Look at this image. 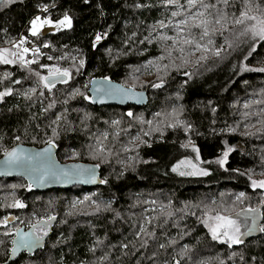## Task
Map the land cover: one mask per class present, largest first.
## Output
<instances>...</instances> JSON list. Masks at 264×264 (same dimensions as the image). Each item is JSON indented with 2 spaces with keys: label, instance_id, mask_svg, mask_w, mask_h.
Segmentation results:
<instances>
[{
  "label": "trees",
  "instance_id": "obj_1",
  "mask_svg": "<svg viewBox=\"0 0 264 264\" xmlns=\"http://www.w3.org/2000/svg\"><path fill=\"white\" fill-rule=\"evenodd\" d=\"M202 3L209 7L200 0L0 4V50L14 61L0 63V92L12 91L0 101V157L16 144L54 143L60 162L96 163L107 181L39 192L21 177L0 178V264H264V189L252 186L264 181V40L241 35L245 26L234 24L247 0ZM41 6L53 22L68 14L72 27L31 36ZM178 13L189 26L177 24ZM249 14H264V0H253ZM21 37L40 49L27 66L20 56L30 51L14 47ZM149 64L158 72L145 82L139 77ZM56 69L70 77L49 91L40 76ZM219 69L223 75L208 82ZM94 77L144 89L148 103L93 105ZM229 147L221 167L215 161ZM186 157L209 175L170 170ZM85 192L89 197L76 205ZM15 201L25 207H12ZM256 208L260 221L242 244L213 240L203 223L209 214ZM9 215L15 221L5 224ZM40 224L49 228L40 246L13 254V232Z\"/></svg>",
  "mask_w": 264,
  "mask_h": 264
},
{
  "label": "water",
  "instance_id": "obj_2",
  "mask_svg": "<svg viewBox=\"0 0 264 264\" xmlns=\"http://www.w3.org/2000/svg\"><path fill=\"white\" fill-rule=\"evenodd\" d=\"M52 79L56 84L61 82V79L66 80V77H52ZM88 95L90 103L98 106H144L148 103L146 90L125 86L107 77L92 78L89 82ZM46 149L49 151L45 152ZM13 150H16L21 161L17 165H7L4 163L7 159L6 153ZM56 153L57 148L54 143H47L41 147L27 144L13 145L0 157V178L21 177L33 190L39 192L66 189L74 185L96 187L101 184L98 164L84 161L60 162ZM5 220L7 224H11L15 221V216L9 215Z\"/></svg>",
  "mask_w": 264,
  "mask_h": 264
},
{
  "label": "snow or ice",
  "instance_id": "obj_3",
  "mask_svg": "<svg viewBox=\"0 0 264 264\" xmlns=\"http://www.w3.org/2000/svg\"><path fill=\"white\" fill-rule=\"evenodd\" d=\"M17 0H0V3H3L5 6L15 4ZM88 0H85V3H87ZM189 5L195 6L197 3V0H187ZM201 4L203 7L207 8L209 7L208 5H203L202 0H200ZM229 0H223V3L227 4ZM169 4L176 3V0H168ZM252 4L253 0H247L246 3V10L240 13V16L235 18L234 24L236 25H246V21H252L250 26L246 25L243 32L241 35H246L247 33H251L252 38L256 39L259 38L260 40H264V14H261L259 16L257 15H250L249 13L252 10ZM136 7H143L144 5L141 4H136ZM214 7V6H213ZM47 7L43 9V11H47ZM259 11V9H257ZM173 15H176V13H173ZM224 17L222 16L220 19L216 20V23H220L221 19ZM202 23L207 24V21H203ZM53 26L56 27L57 30L60 29H70L72 27V18L68 15L65 14L62 19L59 21L53 23L51 19L48 18H41L39 15H37L34 19L31 20L30 22V34L33 37H39L42 34V30L45 28V26ZM199 27V25H196ZM204 35H208L207 28H205ZM26 39V38H25ZM102 37L100 35H97L95 38V42L98 43ZM25 41L22 39L21 44H23ZM14 47L19 48L20 45H14ZM44 47H49L48 44H45ZM199 47V46H198ZM254 50V49H253ZM8 50H0V63L3 64H11L14 61L9 59L6 55H4V52ZM23 53H28L29 51L39 53L40 49L35 48V49H29V48H23L22 49ZM217 56H219V51L215 53ZM12 56H17V53L13 52L11 53ZM203 58V57H202ZM20 59L23 60V56H20ZM49 59H52V57H49ZM30 63H35V61H26L24 66H27V64ZM83 65V61H81V66ZM247 70V69H246ZM260 71H264V69H260ZM37 76H40L39 73H36ZM52 77H70V73L67 70L60 71L59 69H56L51 73L50 76H40V80L43 81L44 87L51 91L53 87H55V80L52 79ZM61 82L67 83V80L61 79ZM16 83H19V81H16ZM161 85L157 84L154 85V87H160ZM35 92V89L32 90ZM12 94L11 90H6L3 92H0V101L4 99V97L9 96ZM43 95V93H41ZM30 98V97H29ZM51 106V105H50ZM129 116L132 115L131 112L128 113ZM187 147V145H184ZM194 151L197 152V159H199V149H196L195 147L193 148ZM49 149H46L45 152H48ZM233 149L229 147L226 151L223 152V155L221 158L217 159L215 162L218 163L221 167H223L227 163V158L229 156V153L232 152ZM7 159L5 160V164L7 165H17L21 161V157L17 155L16 150H13L10 153H6ZM181 163H184L183 161ZM189 164H191V161H188ZM193 168H196V165H192ZM172 171H177V168L174 167ZM67 174V173H65ZM180 175H209V172L204 169H196V171L193 172H180ZM94 179V176H93ZM106 180H101L100 183H106ZM252 186L254 188L259 187L264 189V181H253ZM244 196V193H241L238 197L237 200H241ZM12 207H18V208H23L25 205L20 202V201H15ZM248 212L255 213L257 210L256 209H248ZM237 217L241 215V213L236 214ZM49 219H55V217H50ZM215 221L214 224L209 225L210 230H211V235L213 240H221L222 242H226L229 244V247H231L233 244H242L244 243V240L242 237L248 235L251 231H253V228H249L247 231L242 232L241 231V224L238 223L237 219L232 218L231 216H226V215H221L217 214L214 217H211ZM5 224H7V221H4ZM205 223H207L205 221ZM253 224H255V220H253ZM143 231V229H141ZM259 231L264 232V227H260ZM19 233V230H17ZM6 235L8 233H5ZM44 235H47V232L44 233ZM30 234H20V239L19 241H14V243H17V247L12 249V253L16 254L19 250L21 249H28L31 250L32 248L39 247V241L41 238H28ZM226 238V239H223ZM163 247V245H161Z\"/></svg>",
  "mask_w": 264,
  "mask_h": 264
},
{
  "label": "rangeland",
  "instance_id": "obj_4",
  "mask_svg": "<svg viewBox=\"0 0 264 264\" xmlns=\"http://www.w3.org/2000/svg\"><path fill=\"white\" fill-rule=\"evenodd\" d=\"M177 8V7H176ZM176 10L177 9H175V11L173 12V13H176L177 14V12H176ZM173 15V14H172ZM178 15H180L179 13H178ZM40 16V15H39ZM41 17V16H40ZM173 17H174V15H173ZM180 17H181V15H180ZM42 19H43V17H41ZM34 19V18H33ZM57 22V21H56ZM54 24H55V22H53ZM183 24V25H185V26H189V20H188V17L186 16V19H184L183 20V18L181 17L178 21H177V24L178 25H180V24ZM254 23V22H253ZM246 25H248V23H246ZM246 25H244V26H246ZM250 26V25H249ZM54 30H57V28L56 27H53V26H45V28L42 30V32L43 31H54ZM24 40L25 42L23 43V44H21L20 42H21V40ZM18 45H20V47H22V49L23 48H28V43H27V41L23 38V37H21L20 39H19V43H18ZM202 48H201V52L203 53V52H205L206 50H207V47H205V46H201ZM198 52L199 51H194L193 52V54H192V56L190 57V59H194L195 58V56H197L198 55ZM22 54H24L23 53V51H22ZM27 55V54H26ZM172 55H174V54H172ZM29 56L30 57H32V51L30 52V54H29ZM174 57L176 58V63L178 64V63H181L183 60H181V59H183L182 57H176L175 55H174ZM31 59V58H30ZM30 61V60H29ZM23 62L25 63V61H24V59H23ZM150 65V64H149ZM216 70H214V72H215ZM158 72V68L157 67H153V66H151L150 65V67L149 66H145L144 68H143V70H142V72L140 73V80H142V81H150V80H152L155 76H156V73ZM223 72H224V69H219L217 72H216V77H210V76H207L206 77V79L209 77V79H208V82L209 81H213L214 79H218V78H220L222 75H223ZM228 148H226V150H227ZM225 150V151H226ZM71 161H74V160H71ZM184 162V163H181V162ZM181 162H180V164H178V163H175V164H173V165H171L169 168H170V170H172L174 167H176L177 168V171H175V174H177L178 176H180V172H185V173H188V172H193V171H196V169L198 168V169H202L201 167H199V165L197 164V162H196V159H194L193 157H186L185 159H183ZM188 161H191V164H189L188 163ZM192 165H196V168H193L192 167ZM205 170V169H204ZM187 176V175H186ZM194 176H200V175H194ZM260 178H262V177H260ZM259 181H263L262 179H260ZM259 181H257V182H259ZM89 197V193L88 192H85V193H83V195H78V196H76L75 197V199L76 198H78V199H80V203H81V201L82 200H84V199H87ZM75 199H74V203H75ZM76 205H80V204H77V203H75ZM256 212L255 213H251V212H248L247 210L246 211H243V212H241V215L239 216V217H237V215L235 216V215H231V217L232 218H234V219H237V221H238V223H240L241 224V231L242 232H245V231H247L249 228H255V226L259 223V221H260V210H259V208H256ZM217 214H214V215H212V214H209V215H207L204 219H203V223H204V225L207 227V229L209 230V232H210V234H211V230H210V227H209V225H211V224H214L215 223V221L213 220V219H211V217H214V216H216ZM253 220H255V224H253ZM205 221L207 222V223H205ZM21 226V225H20ZM46 228L47 227H45V226H40V227H38L37 228V230H36V234H37V237L39 238V237H41V234H44L45 233V230H46ZM255 232V229L253 230V231H251L250 232V234H252V233H254ZM14 233L15 232H13V235H14ZM13 235H12V237H13ZM249 235V234H248ZM248 235H246V236H248ZM212 236V235H211ZM246 236H244V237H242V239H244ZM223 239H226V238H223ZM216 241H218V242H222L221 240H216ZM223 243H226V242H223ZM228 244V243H227Z\"/></svg>",
  "mask_w": 264,
  "mask_h": 264
},
{
  "label": "flooded vegetation",
  "instance_id": "obj_5",
  "mask_svg": "<svg viewBox=\"0 0 264 264\" xmlns=\"http://www.w3.org/2000/svg\"><path fill=\"white\" fill-rule=\"evenodd\" d=\"M40 226L47 227L45 224H40V225H38L36 227H29V228H27V227L24 226V228H19L18 229L19 230V233L17 231H15V233H14V235L12 237V239H13V241H12L13 246H17V243H14V241H17V242L19 241L20 234H30V236L28 238H38L37 237V234H36V230ZM50 229H51V227H50ZM48 230H49V228L47 227L46 230H45V232L48 233ZM44 236H45L44 234H41V237H39V238H41L40 241H39V243L42 242V240L44 239Z\"/></svg>",
  "mask_w": 264,
  "mask_h": 264
},
{
  "label": "built area",
  "instance_id": "obj_6",
  "mask_svg": "<svg viewBox=\"0 0 264 264\" xmlns=\"http://www.w3.org/2000/svg\"><path fill=\"white\" fill-rule=\"evenodd\" d=\"M43 9H44V7L41 6V7H40L39 15H40L41 17H43V18H47V14L45 13V11H43ZM44 13H45V14H44ZM28 48H29V49H35V43H33V42H29V43H28ZM30 52H31V51H30ZM30 58H31V57L29 56V54H27V55L24 56V61H25V62H26V61H29ZM75 203L80 204V199L76 198V199H75Z\"/></svg>",
  "mask_w": 264,
  "mask_h": 264
},
{
  "label": "bare ground",
  "instance_id": "obj_7",
  "mask_svg": "<svg viewBox=\"0 0 264 264\" xmlns=\"http://www.w3.org/2000/svg\"><path fill=\"white\" fill-rule=\"evenodd\" d=\"M50 15V14H49Z\"/></svg>",
  "mask_w": 264,
  "mask_h": 264
}]
</instances>
